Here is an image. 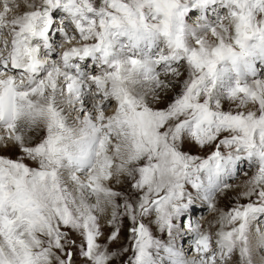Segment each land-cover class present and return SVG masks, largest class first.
Returning <instances> with one entry per match:
<instances>
[{
	"label": "snow or ice",
	"instance_id": "snow-or-ice-1",
	"mask_svg": "<svg viewBox=\"0 0 264 264\" xmlns=\"http://www.w3.org/2000/svg\"><path fill=\"white\" fill-rule=\"evenodd\" d=\"M11 148L0 264H264V0H0Z\"/></svg>",
	"mask_w": 264,
	"mask_h": 264
},
{
	"label": "rangeland",
	"instance_id": "rangeland-1",
	"mask_svg": "<svg viewBox=\"0 0 264 264\" xmlns=\"http://www.w3.org/2000/svg\"><path fill=\"white\" fill-rule=\"evenodd\" d=\"M194 19V18H192ZM189 23H193V21H190ZM61 51L63 49H60ZM171 95V93H161V99L159 101H157L154 104V107H164L168 101V97ZM225 108L228 107V104L225 103ZM214 145H209V146H205L203 148L197 147L194 143H192L191 141L185 142V144L183 145V150L190 152L193 155H197V156H206L207 154H209L212 150H213ZM0 154H4V155H10L12 157H15L16 155L19 154L18 149L16 148H11V149H7V150H2L0 149ZM246 179V177L241 174L240 176H238L235 180H233L232 183L233 184V188L230 190V193L228 194L231 197V200L234 201L236 198V193L238 191V188L236 186L240 185L243 180ZM118 187V186H117ZM124 187V185H119L118 188H122ZM241 202H245L243 199L241 200ZM199 203V202H198ZM217 203L220 205V207L224 208L225 205H228L230 203V200L225 197V196H218V200ZM206 211V212H205ZM216 214L214 212H212L211 210L207 209L206 206H204V210L202 211V214L198 215L196 217V219L198 218L200 221V225L202 228L204 229H208L209 228V224L213 221V217ZM202 220L204 221V223L202 222ZM107 221H105L104 223L101 222V226L104 230V235L101 236L100 242L101 243H105L106 240L105 238L108 235V225L106 223ZM154 230V229H153ZM127 224H124L121 227V231H120V239L116 242V244H111V242H109L110 247L112 248H117V247H123L129 244V241L127 240ZM157 235H159L157 233ZM131 256V251L128 252H124L122 255L119 256L117 261H114L113 264H123V262L125 260H127L129 257ZM76 264H81V258L79 256L76 257Z\"/></svg>",
	"mask_w": 264,
	"mask_h": 264
},
{
	"label": "bare ground",
	"instance_id": "bare-ground-1",
	"mask_svg": "<svg viewBox=\"0 0 264 264\" xmlns=\"http://www.w3.org/2000/svg\"><path fill=\"white\" fill-rule=\"evenodd\" d=\"M193 18H194V17H193ZM61 49H62V48H61ZM230 182H232V181H230ZM118 187H119V185H118ZM203 210H204V208H203ZM205 212H206V211H205ZM197 220H198V221H200L198 218H197ZM101 222H102V223H104V222H105V220H101ZM202 222L204 223V221H203V220H202ZM106 223H107V222H106ZM261 225H262V227H264V223H262Z\"/></svg>",
	"mask_w": 264,
	"mask_h": 264
}]
</instances>
